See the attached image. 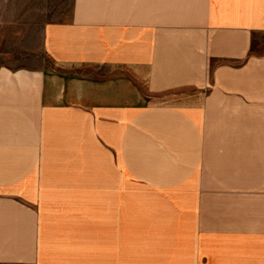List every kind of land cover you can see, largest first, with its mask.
<instances>
[{
	"label": "crops",
	"instance_id": "obj_1",
	"mask_svg": "<svg viewBox=\"0 0 264 264\" xmlns=\"http://www.w3.org/2000/svg\"><path fill=\"white\" fill-rule=\"evenodd\" d=\"M0 67V264H264V0H74Z\"/></svg>",
	"mask_w": 264,
	"mask_h": 264
},
{
	"label": "rangeland",
	"instance_id": "obj_2",
	"mask_svg": "<svg viewBox=\"0 0 264 264\" xmlns=\"http://www.w3.org/2000/svg\"><path fill=\"white\" fill-rule=\"evenodd\" d=\"M74 0H0V67L44 64L46 23L70 18Z\"/></svg>",
	"mask_w": 264,
	"mask_h": 264
}]
</instances>
